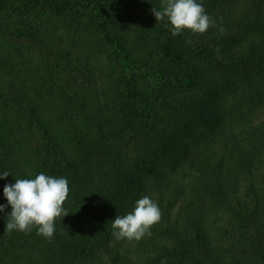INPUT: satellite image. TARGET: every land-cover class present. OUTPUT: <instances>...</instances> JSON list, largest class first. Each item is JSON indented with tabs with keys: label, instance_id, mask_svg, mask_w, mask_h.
Listing matches in <instances>:
<instances>
[{
	"label": "trees",
	"instance_id": "obj_1",
	"mask_svg": "<svg viewBox=\"0 0 264 264\" xmlns=\"http://www.w3.org/2000/svg\"><path fill=\"white\" fill-rule=\"evenodd\" d=\"M197 2L214 26L173 36L161 0H0V204L69 181L51 240L0 212V264H264V0Z\"/></svg>",
	"mask_w": 264,
	"mask_h": 264
},
{
	"label": "clouds",
	"instance_id": "obj_2",
	"mask_svg": "<svg viewBox=\"0 0 264 264\" xmlns=\"http://www.w3.org/2000/svg\"><path fill=\"white\" fill-rule=\"evenodd\" d=\"M151 11L158 23L166 20L165 27L169 28L173 36L180 35L185 30L193 34H203L209 27L214 26V21L197 0H161V8L158 10L153 6ZM219 31L223 34L225 29L220 26ZM9 174V171H4L0 173V178H7ZM68 193L69 181L66 178H55L43 172L34 179L16 178L15 183L6 184L3 194L7 205L0 204V212L8 205L11 206L6 218L5 232L31 233L35 228L37 235L51 240L56 231L57 218H64L69 214L63 207ZM160 219L158 204L149 196H144L135 202L131 212L124 216L118 215L112 220V235L117 240L139 241L146 234H151L150 229Z\"/></svg>",
	"mask_w": 264,
	"mask_h": 264
}]
</instances>
